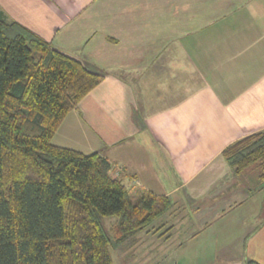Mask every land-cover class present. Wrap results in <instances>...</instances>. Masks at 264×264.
<instances>
[{
  "label": "crops",
  "instance_id": "obj_1",
  "mask_svg": "<svg viewBox=\"0 0 264 264\" xmlns=\"http://www.w3.org/2000/svg\"><path fill=\"white\" fill-rule=\"evenodd\" d=\"M0 11L103 74L52 137L164 196L174 264H264V187L222 156L264 130V0H0Z\"/></svg>",
  "mask_w": 264,
  "mask_h": 264
},
{
  "label": "trees",
  "instance_id": "obj_2",
  "mask_svg": "<svg viewBox=\"0 0 264 264\" xmlns=\"http://www.w3.org/2000/svg\"><path fill=\"white\" fill-rule=\"evenodd\" d=\"M103 77L0 11V264H112V240L170 208L164 196L123 185L100 154L52 143ZM221 154L237 176L264 187V130Z\"/></svg>",
  "mask_w": 264,
  "mask_h": 264
},
{
  "label": "rangeland",
  "instance_id": "obj_3",
  "mask_svg": "<svg viewBox=\"0 0 264 264\" xmlns=\"http://www.w3.org/2000/svg\"><path fill=\"white\" fill-rule=\"evenodd\" d=\"M157 219L119 244L112 240V264H174L182 260V254L164 243V237L158 231L160 223ZM114 221L115 218H107L106 224L109 226Z\"/></svg>",
  "mask_w": 264,
  "mask_h": 264
}]
</instances>
